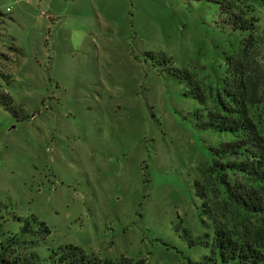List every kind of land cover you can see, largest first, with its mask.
<instances>
[{"label": "rangeland", "instance_id": "obj_1", "mask_svg": "<svg viewBox=\"0 0 264 264\" xmlns=\"http://www.w3.org/2000/svg\"><path fill=\"white\" fill-rule=\"evenodd\" d=\"M216 21L212 4L186 0H0V85L15 114L0 104V243L18 219L36 231L9 255L49 264L67 245L112 264L208 255L189 245L213 230L194 182L210 148L233 137L198 128V104L169 71L192 75L209 104L232 62L264 79L261 36ZM258 124L264 133V113Z\"/></svg>", "mask_w": 264, "mask_h": 264}, {"label": "trees", "instance_id": "obj_2", "mask_svg": "<svg viewBox=\"0 0 264 264\" xmlns=\"http://www.w3.org/2000/svg\"><path fill=\"white\" fill-rule=\"evenodd\" d=\"M186 1L212 4L217 14L215 24L223 32L247 35L250 39L259 34L264 45V0ZM169 72L186 83L184 96L198 104L194 112L198 128L233 137L210 148L211 162L200 171L202 181L194 182L196 197L201 201L200 215L212 222L213 230L211 235L190 240L191 247L200 245L207 249L208 255L200 262L187 264H264V133L258 124L264 113V79L241 62H232L219 86L212 89L209 104L206 93L192 75L177 68H170ZM6 77L0 74V79ZM0 104L15 115L11 97L2 91L1 85ZM228 216L232 222H238L228 225L225 222ZM252 219L261 225L259 229L253 226ZM18 222L19 234L0 243V264H39L9 255L22 235L36 232L29 220ZM36 225L40 234H49L43 223ZM184 236H189L188 231L184 230ZM47 260L49 264H112L86 255L73 245L58 247ZM118 264L131 262L122 258Z\"/></svg>", "mask_w": 264, "mask_h": 264}]
</instances>
